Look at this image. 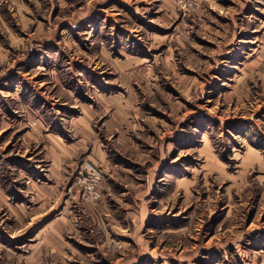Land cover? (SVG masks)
Returning <instances> with one entry per match:
<instances>
[{
  "label": "rangeland",
  "instance_id": "obj_1",
  "mask_svg": "<svg viewBox=\"0 0 264 264\" xmlns=\"http://www.w3.org/2000/svg\"><path fill=\"white\" fill-rule=\"evenodd\" d=\"M36 184L66 264H264V0H0V232Z\"/></svg>",
  "mask_w": 264,
  "mask_h": 264
},
{
  "label": "crops",
  "instance_id": "obj_2",
  "mask_svg": "<svg viewBox=\"0 0 264 264\" xmlns=\"http://www.w3.org/2000/svg\"><path fill=\"white\" fill-rule=\"evenodd\" d=\"M119 120L120 117L114 114L106 120V125L110 127ZM78 123L79 128L82 127L80 133L90 136L87 134L89 132L85 118L79 119ZM91 137L94 140L91 152L94 165L101 166L105 174L111 171L114 173L113 169L116 171V168H109L104 151L96 143L95 137ZM79 147L82 148V145L79 144ZM33 187L34 205L27 210V215L12 213L18 227L14 225L11 230L2 228L3 232H0V264H15L16 261L23 264H66L68 260V224L66 220L58 219L59 217L55 215L54 204L57 199L53 198V195L56 189H48L38 184ZM55 197H58L57 194ZM24 235L28 238L23 237Z\"/></svg>",
  "mask_w": 264,
  "mask_h": 264
},
{
  "label": "built area",
  "instance_id": "obj_3",
  "mask_svg": "<svg viewBox=\"0 0 264 264\" xmlns=\"http://www.w3.org/2000/svg\"><path fill=\"white\" fill-rule=\"evenodd\" d=\"M82 189L83 197L87 202L94 204L101 198L100 185L102 183V174L99 171L92 172L88 176H82L78 180Z\"/></svg>",
  "mask_w": 264,
  "mask_h": 264
}]
</instances>
